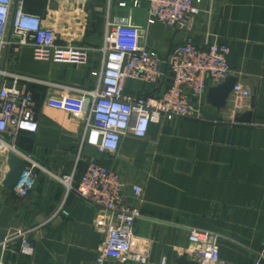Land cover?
Listing matches in <instances>:
<instances>
[{
	"label": "crops",
	"instance_id": "0c3cea01",
	"mask_svg": "<svg viewBox=\"0 0 264 264\" xmlns=\"http://www.w3.org/2000/svg\"><path fill=\"white\" fill-rule=\"evenodd\" d=\"M119 1L24 0V10L40 16L55 31L57 43L69 41L89 49L85 64L34 58L29 43L18 46L8 22L0 69L45 81L25 84L35 102L38 130L15 135L17 153L61 175L74 171L75 182L88 156L117 171L124 184L123 202L142 213L133 225V251L141 252L146 262L131 264H184L179 260L183 254L189 262L196 261L187 239L191 229L219 236L224 264H264V0H200V12L187 16L180 28L147 26L146 2L132 8L120 7ZM114 17H129L143 28V43L165 63V76L155 87L127 80L125 95H148L155 88L161 93L170 82L169 56L185 35H191L198 47L214 38L229 47V75L248 88L250 96L229 94L220 110L206 102L203 120L152 122L143 138L123 135L114 153L99 154L84 146L74 168L83 123L46 104L47 97L63 93L49 83L88 90L98 86L92 73L101 68V48ZM246 112L252 114L251 122L235 120ZM7 170L0 156V242L13 232L35 229L24 235L25 244L19 238L0 249V264H96L104 239L94 225L96 208L74 191L67 195L42 171H37L27 195L20 196L2 184ZM132 185L141 187L139 197L133 195Z\"/></svg>",
	"mask_w": 264,
	"mask_h": 264
},
{
	"label": "built area",
	"instance_id": "2783aa9c",
	"mask_svg": "<svg viewBox=\"0 0 264 264\" xmlns=\"http://www.w3.org/2000/svg\"><path fill=\"white\" fill-rule=\"evenodd\" d=\"M143 2L148 6L147 26L163 23L170 28H180L187 16L200 12V0H120L118 5L139 8ZM23 6L24 0H0V56L6 43L7 24L11 21L18 46L29 43L34 58L77 65L86 63L87 47L69 41L57 43L55 31L44 25L40 16L26 12ZM109 26L110 32L101 48V68L92 73L99 80L95 89L47 82L63 89V93L47 97L46 104L72 114L83 123L74 168L84 146L94 148L99 154L114 153L123 135L131 133L143 138L152 122L175 118L203 120L207 88L222 82L230 73L226 44H220L214 38L202 48L196 46L191 35H185L166 62L170 82L165 89L161 93L155 88L148 95L127 96L124 94L127 80H138L155 87L164 78L165 72L160 69L162 60L155 50L143 43L145 30L129 17H114ZM31 81L45 82L0 69V156L6 159L7 153L13 152L23 160L13 189L20 196H26L36 183L37 171L44 172L62 185L67 195L74 191L96 208L94 225L104 236L96 264L145 263L146 257L133 251L137 242L133 225L142 213L138 206L123 202L124 184L117 171L88 156L85 169L75 182L74 171L61 175L40 166L29 156L17 153L15 135L38 130L35 102L25 85ZM230 94L246 98L251 92L241 84H235ZM131 191L135 197L142 192L139 185H132ZM59 210L64 212L62 207ZM33 229L13 232L0 242V249L6 250L19 238L25 244L24 235ZM187 239L198 264H224L219 258L217 234L191 229Z\"/></svg>",
	"mask_w": 264,
	"mask_h": 264
},
{
	"label": "water",
	"instance_id": "95a60500",
	"mask_svg": "<svg viewBox=\"0 0 264 264\" xmlns=\"http://www.w3.org/2000/svg\"><path fill=\"white\" fill-rule=\"evenodd\" d=\"M89 19H92L91 15L89 16ZM160 69L162 73L165 72V63L161 64ZM235 84L236 78L228 75L222 82L209 86L205 97L207 104L215 107L217 110L225 108L229 94ZM235 120L241 122H251L252 114L250 112L239 114L236 116ZM5 160L8 170L2 179V184L7 188H13L19 179L23 167V160L13 152L7 153ZM179 260L184 264H198L196 261L189 262L186 259V254L181 255Z\"/></svg>",
	"mask_w": 264,
	"mask_h": 264
}]
</instances>
